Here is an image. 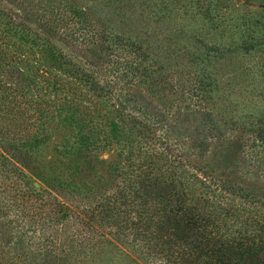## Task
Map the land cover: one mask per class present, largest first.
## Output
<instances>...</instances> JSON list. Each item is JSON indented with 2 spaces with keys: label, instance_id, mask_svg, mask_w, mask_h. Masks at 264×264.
Wrapping results in <instances>:
<instances>
[{
  "label": "trees",
  "instance_id": "trees-1",
  "mask_svg": "<svg viewBox=\"0 0 264 264\" xmlns=\"http://www.w3.org/2000/svg\"><path fill=\"white\" fill-rule=\"evenodd\" d=\"M148 47L75 0H0V264H264V198L210 155L224 147L239 178L264 182V72ZM59 126L63 152L117 150L112 184L30 183Z\"/></svg>",
  "mask_w": 264,
  "mask_h": 264
},
{
  "label": "rangeland",
  "instance_id": "rangeland-1",
  "mask_svg": "<svg viewBox=\"0 0 264 264\" xmlns=\"http://www.w3.org/2000/svg\"><path fill=\"white\" fill-rule=\"evenodd\" d=\"M75 1L103 26L132 34L160 56L188 59L200 52V56L206 53L221 58L197 66L188 60V67L203 66L224 75L264 72V0ZM247 41L251 42L248 49L244 46ZM72 132L68 126L54 128L50 140L33 152L25 170L37 189L76 190L90 187L99 176L113 183L112 166L119 158L117 150L109 147L90 156L75 143L69 152L61 151L66 136L74 140ZM226 153L224 147L213 148L212 171L264 198V182L239 178ZM66 182L69 185L63 189Z\"/></svg>",
  "mask_w": 264,
  "mask_h": 264
}]
</instances>
